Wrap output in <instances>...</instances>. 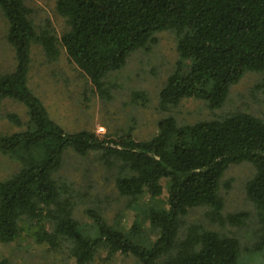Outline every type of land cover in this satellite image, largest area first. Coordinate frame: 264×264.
I'll return each mask as SVG.
<instances>
[{
    "label": "trees",
    "instance_id": "obj_1",
    "mask_svg": "<svg viewBox=\"0 0 264 264\" xmlns=\"http://www.w3.org/2000/svg\"><path fill=\"white\" fill-rule=\"evenodd\" d=\"M56 10L68 25L60 36L51 28L36 29L25 0H0L15 57L13 70L0 74V104L12 99L28 116L22 121L7 114L22 129L0 136V152L19 163L0 181V243H12L26 231L39 244L66 245L76 264L91 263L100 249L108 256L132 255L139 264H239L236 237L199 225L188 227L183 238L178 233L181 218L198 206L207 207L206 217L222 227L249 221L245 211L224 214L219 192L226 169L248 162L255 173L245 190L258 223L250 250L264 251L263 118L234 112L179 125L168 115L148 140L130 132H68L28 84L32 45H41L50 57L61 47L93 89L107 95L104 78L122 68L131 52L153 42L155 33L173 29L179 59L160 90L161 106L197 98L220 109L246 73L264 72V0H56ZM68 149L116 161L117 189L133 200L144 195L154 200L166 189V206L144 208L142 219L127 230L88 209L92 223L82 226L73 216V195L58 175Z\"/></svg>",
    "mask_w": 264,
    "mask_h": 264
},
{
    "label": "rangeland",
    "instance_id": "obj_2",
    "mask_svg": "<svg viewBox=\"0 0 264 264\" xmlns=\"http://www.w3.org/2000/svg\"><path fill=\"white\" fill-rule=\"evenodd\" d=\"M31 9V19L38 31L51 28L56 36L68 29L66 20L56 10V0H25ZM7 23L0 11V74L13 70L15 57L6 40ZM154 41L131 52L125 65L105 78L107 95L93 89L88 77L65 56L61 47L55 57L48 56L41 45L31 47L28 84L42 100L50 117L64 130H87L96 133L121 135L130 132L139 140H148L158 132L159 121L171 115L179 125L218 118L234 112H246L264 119V72H248L230 88L229 96L220 109H210L197 98H185L176 107L163 108L159 93L176 67L177 33L173 29L155 33ZM140 93L141 95H136ZM15 113L27 120L26 108L12 99L0 104V136L22 129L7 118ZM111 158L93 152L81 157L68 149L58 175L64 179L73 195L74 218L82 226L90 227L92 220L86 213L93 209L102 214L108 224L129 229L142 210L151 204L166 206L167 191L157 199L144 195L133 200L121 195L116 186L118 165ZM19 163L0 152V181L11 177ZM255 167L248 162L230 165L220 181V195L224 200L223 213L245 211L249 221L240 227L219 226L206 217L207 207L192 208L181 218L178 237L183 238L188 227L199 225L205 229L236 237L241 245L239 264H264V251L250 250L257 241L258 226L255 209L246 195V183L254 175ZM144 228V227H143ZM147 231V229H145ZM149 238L154 232L147 231ZM148 238V239H149ZM8 264H76L67 246L52 248L37 243L24 231L9 244L0 243V260ZM89 264H139L132 255L116 253L108 256L100 249Z\"/></svg>",
    "mask_w": 264,
    "mask_h": 264
}]
</instances>
